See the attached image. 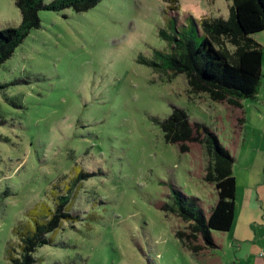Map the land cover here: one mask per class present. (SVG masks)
Wrapping results in <instances>:
<instances>
[{
  "label": "rangeland",
  "instance_id": "obj_1",
  "mask_svg": "<svg viewBox=\"0 0 264 264\" xmlns=\"http://www.w3.org/2000/svg\"><path fill=\"white\" fill-rule=\"evenodd\" d=\"M16 2L0 0L1 28L21 24ZM233 3L101 0L85 11L40 12L41 26L0 68V264H14L22 230L55 212L61 196H69L62 208L69 216L36 247V264L200 261L207 249L194 254L175 235L178 228L191 234L190 222L163 205L172 203L173 189L197 197L207 215L218 201L215 183L206 180L207 136L196 122L238 159L239 172L263 161L264 76L241 106L194 92L187 75L167 63L175 42L160 32L199 42L201 24L190 27L189 18L228 19ZM252 37L264 46V31ZM176 106L199 137L184 151L160 124Z\"/></svg>",
  "mask_w": 264,
  "mask_h": 264
},
{
  "label": "trees",
  "instance_id": "obj_2",
  "mask_svg": "<svg viewBox=\"0 0 264 264\" xmlns=\"http://www.w3.org/2000/svg\"><path fill=\"white\" fill-rule=\"evenodd\" d=\"M101 0H17L16 4L22 12V21L18 26L0 27V68L9 59L16 48L29 35L31 30L41 26L42 10L61 11L72 8L85 11ZM231 14L228 19L204 18L201 23L190 17L189 26L198 27L201 40L185 35L176 40L166 32L160 34L168 38L172 52L166 55L167 63L175 65L180 73L187 75L189 85L194 92H208L210 96L221 101L227 99L235 106H241L244 98H254L260 90L263 78L264 46L259 43L253 33L264 31V0H233ZM199 29V27H198ZM230 42L235 46L231 51L226 47ZM157 57L164 55L156 52ZM140 62L155 66L162 65L155 60L140 57ZM184 108L175 107L172 114L160 121L165 138L170 143H179L181 151L188 150L187 141L199 139L193 132H204L207 136L206 145L212 162L208 167L206 180L215 183L218 201L207 215L198 204V198L188 196L180 190L173 189L171 200L163 205L165 211L178 214L183 220L190 222L189 230L176 229L175 235L181 245L199 254L204 249L214 247L213 231H228L232 228L236 213L237 180L234 174V157L219 142L218 137L210 128L196 122L195 127L189 120ZM69 196H61L57 209L46 215L43 220L35 219L33 225L20 233L22 252L20 257L11 256L14 264H36L34 252L40 244L47 243L45 234L52 232L60 218L69 216L62 208L67 204ZM50 218V219H49ZM199 235L203 244L198 243Z\"/></svg>",
  "mask_w": 264,
  "mask_h": 264
},
{
  "label": "crops",
  "instance_id": "obj_3",
  "mask_svg": "<svg viewBox=\"0 0 264 264\" xmlns=\"http://www.w3.org/2000/svg\"><path fill=\"white\" fill-rule=\"evenodd\" d=\"M252 166H244L241 172L234 169L237 189L233 226L228 231H213L218 246L202 253L197 264H264V157Z\"/></svg>",
  "mask_w": 264,
  "mask_h": 264
}]
</instances>
